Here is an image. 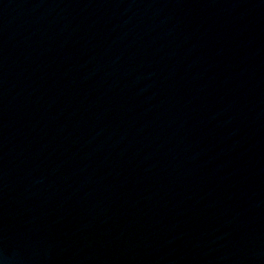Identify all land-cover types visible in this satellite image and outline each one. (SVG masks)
<instances>
[{"label": "water", "instance_id": "obj_1", "mask_svg": "<svg viewBox=\"0 0 264 264\" xmlns=\"http://www.w3.org/2000/svg\"><path fill=\"white\" fill-rule=\"evenodd\" d=\"M0 264H264V0H0Z\"/></svg>", "mask_w": 264, "mask_h": 264}]
</instances>
